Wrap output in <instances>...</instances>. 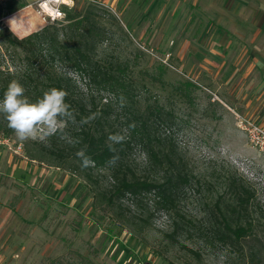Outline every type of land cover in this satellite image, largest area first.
<instances>
[{
  "label": "rangeland",
  "instance_id": "374dc122",
  "mask_svg": "<svg viewBox=\"0 0 264 264\" xmlns=\"http://www.w3.org/2000/svg\"><path fill=\"white\" fill-rule=\"evenodd\" d=\"M25 4L0 20V29L18 39L45 27L40 19L34 22L31 3ZM88 4L99 7L101 22L110 23L100 56L126 59L137 77L148 70L163 81L165 90L148 83L139 97L160 99L173 114L162 132L170 131L201 184L179 193L171 215L158 210L151 195L125 208L146 224L135 238L108 209L92 206L91 183L26 156L25 148L43 141L0 132V264H249L251 258L264 264V144L248 131L251 125L264 131V0H78L72 10ZM22 55L0 42V79L22 66ZM158 63L168 70L159 73ZM57 66L76 82L75 94L90 90L84 77ZM186 80L195 85L187 97L169 95V86ZM105 101L110 96L100 92L96 102ZM128 156L143 174L142 152L134 148ZM232 173L253 192L241 221L252 229L238 242L223 244L213 233L215 203ZM93 178L100 187L109 183L103 170Z\"/></svg>",
  "mask_w": 264,
  "mask_h": 264
},
{
  "label": "trees",
  "instance_id": "16d2710c",
  "mask_svg": "<svg viewBox=\"0 0 264 264\" xmlns=\"http://www.w3.org/2000/svg\"><path fill=\"white\" fill-rule=\"evenodd\" d=\"M25 5L23 0H3L0 20ZM98 9L93 4L80 12L66 9L65 25H48L21 39L7 28L0 29V42L23 54L22 66L1 77L0 99L12 80L19 81L33 101L52 87L67 91L71 116L65 118L66 127L45 141L35 143L34 149L25 148L24 152L30 160L70 171L91 183L92 206L108 209L120 226L139 238L145 233L146 224L135 221L134 212L125 208L151 195L155 207L171 215L179 193L191 184L201 183L188 169L170 131L162 132L174 122L173 114L160 99L150 102L139 97L148 83H158L159 88L165 90L161 78L149 75L148 70L139 71L143 76L148 75L146 82L143 76H136L128 60L100 56V44L111 32L106 26L110 23L100 21ZM109 17L117 23L115 16ZM57 65L84 77L90 90L75 94L76 82ZM157 65L161 67V74L168 70L164 65ZM169 87L170 96L187 97L195 85L186 80ZM100 92L110 96V101L101 106L96 102L97 98L100 103ZM0 132L7 135L13 132L4 117L0 118ZM113 136L123 139L117 142L111 139ZM134 148L143 154L140 165L143 174L138 173L129 160L128 155ZM85 159L89 161L87 166ZM100 170L109 179L105 187H100L93 178ZM223 184L224 191L215 203L218 216L214 217L213 233L223 244H232L251 232L250 223L245 225L241 221L248 216L253 192L235 173L227 175ZM177 228L176 224L174 232ZM253 263L251 258L249 264Z\"/></svg>",
  "mask_w": 264,
  "mask_h": 264
},
{
  "label": "clouds",
  "instance_id": "9594fccd",
  "mask_svg": "<svg viewBox=\"0 0 264 264\" xmlns=\"http://www.w3.org/2000/svg\"><path fill=\"white\" fill-rule=\"evenodd\" d=\"M67 96V91L52 87L33 101L26 95L25 87L19 81L12 80L0 99V114H3L7 126L18 140L44 141L66 127L65 118L71 116ZM111 139L118 142L123 138L113 136ZM88 163V159H85L84 165Z\"/></svg>",
  "mask_w": 264,
  "mask_h": 264
},
{
  "label": "built area",
  "instance_id": "2783aa9c",
  "mask_svg": "<svg viewBox=\"0 0 264 264\" xmlns=\"http://www.w3.org/2000/svg\"><path fill=\"white\" fill-rule=\"evenodd\" d=\"M31 3L35 9L38 18L41 19L45 26L57 25L65 21V10L74 7L78 0H25ZM248 131L255 136L257 141L264 144V131L262 128L251 125Z\"/></svg>",
  "mask_w": 264,
  "mask_h": 264
},
{
  "label": "crops",
  "instance_id": "0c3cea01",
  "mask_svg": "<svg viewBox=\"0 0 264 264\" xmlns=\"http://www.w3.org/2000/svg\"><path fill=\"white\" fill-rule=\"evenodd\" d=\"M116 9H117V8H116ZM140 16H141V15H140ZM142 18L144 19V15H142ZM142 18H140V20H138L136 23H133V27H132V28H135L136 25H140V23L142 22V21H141ZM38 19H39V18L36 17L35 20H34V22H35V23L38 22V24H39V20H38ZM146 31H147V26H146V28L144 29L143 33H141V38L145 35ZM225 52H226V49L224 50V53H225Z\"/></svg>",
  "mask_w": 264,
  "mask_h": 264
},
{
  "label": "bare ground",
  "instance_id": "6f19581e",
  "mask_svg": "<svg viewBox=\"0 0 264 264\" xmlns=\"http://www.w3.org/2000/svg\"><path fill=\"white\" fill-rule=\"evenodd\" d=\"M40 23H41L42 26L45 25L44 22L41 19H40Z\"/></svg>",
  "mask_w": 264,
  "mask_h": 264
}]
</instances>
